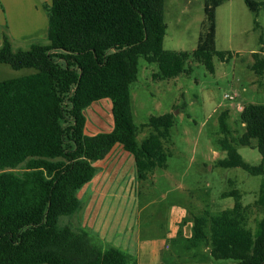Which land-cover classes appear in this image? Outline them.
I'll return each mask as SVG.
<instances>
[{
  "label": "trees",
  "instance_id": "trees-1",
  "mask_svg": "<svg viewBox=\"0 0 264 264\" xmlns=\"http://www.w3.org/2000/svg\"><path fill=\"white\" fill-rule=\"evenodd\" d=\"M164 1L51 0L45 7L48 44L14 51L3 36L0 64L35 72L0 82V264L128 263L120 250L93 245L71 218L82 208L77 192L95 176L94 164L115 146L133 157L138 180L155 166H165L162 139L172 115L151 116L141 127L154 133L140 144L136 140L130 85L138 60L156 64L153 79L164 80L189 73V60L212 72L213 56L226 59L215 48V17L227 0H204L205 19L191 53L163 49ZM243 1L257 11L258 3ZM252 56L251 69L259 75L264 60ZM104 99L111 104L112 129L86 136L83 112ZM226 117L223 112L219 118L216 139L226 157L217 165L264 175V105L241 109L244 131L235 138ZM236 146L257 149L261 163L245 162ZM21 167L25 172L15 174ZM223 196L234 198L232 208L194 217L190 237L179 231L177 241L192 259L201 255L205 261L264 264V194L255 202L262 216L254 230L248 226L250 206L241 203L240 193L230 190Z\"/></svg>",
  "mask_w": 264,
  "mask_h": 264
},
{
  "label": "rangeland",
  "instance_id": "rangeland-1",
  "mask_svg": "<svg viewBox=\"0 0 264 264\" xmlns=\"http://www.w3.org/2000/svg\"><path fill=\"white\" fill-rule=\"evenodd\" d=\"M252 1L259 4L256 12L250 10L243 0H227L216 9L215 48L226 54V59L221 61L213 56L212 72L202 63L189 60L186 64L189 73L155 80L156 64H149L143 58L138 60L137 78L130 85L137 143L154 133L151 128L141 127L151 116L172 115V126L167 138L162 139L165 166L146 171L145 177L136 180L134 186L137 198L133 194V207L139 211L137 223L143 237L164 238L162 226L169 224L170 218L178 214L182 217L179 231L183 234L182 230H189L191 234L194 217L205 211L218 214L232 208L234 198L223 196L230 190H237L241 203L250 206L248 226L252 230L262 216V209L255 202L264 194V175L252 176L240 168H220L217 162L226 154L216 144L220 136L219 118L223 112L227 116L225 121L229 132L235 138L244 131L240 123L241 109L249 104L264 105V69L259 75L251 69L255 62L253 53L264 60V0ZM204 19V0H165L163 49L191 53L196 48ZM35 43L48 44L46 39ZM30 46L14 43L12 49L24 51ZM34 72L33 69L14 70L7 64H0V82ZM83 114L86 136L111 131L109 100L94 102ZM236 149L248 164L256 166L261 163L257 149L245 146H236ZM128 159L134 162L129 153L116 147L105 160L94 164L96 174L111 171L115 165L114 171L118 167L122 174L135 172L137 178L135 163L134 171ZM23 172L24 167L14 171L19 175ZM79 217L73 218L75 225L79 223ZM187 224H190L189 229ZM179 244L176 261L170 262L169 253V259L163 264L230 263L227 260L205 261L201 255L184 263L183 260L192 259V252L185 251L182 243ZM202 253L207 254V250L203 249Z\"/></svg>",
  "mask_w": 264,
  "mask_h": 264
},
{
  "label": "crops",
  "instance_id": "crops-1",
  "mask_svg": "<svg viewBox=\"0 0 264 264\" xmlns=\"http://www.w3.org/2000/svg\"><path fill=\"white\" fill-rule=\"evenodd\" d=\"M50 4L51 0H0V45L4 35L11 45H30L45 40L48 26L45 7ZM127 161L135 171L134 162ZM112 170L97 173L77 192L82 208L71 218L73 225L86 232L93 245L102 249L113 247L125 253L127 264H163L169 259V253L170 262H175L180 247L177 234L182 217L173 215L170 223L162 226L164 238L143 237L137 223L139 211L133 207V194L137 198L134 188L138 180L136 174H122L118 167ZM77 215L80 216L79 223L75 225L73 218ZM187 225L189 229L190 224ZM182 232L183 238L191 235L189 230ZM183 261L190 263L193 259Z\"/></svg>",
  "mask_w": 264,
  "mask_h": 264
},
{
  "label": "built area",
  "instance_id": "built-area-1",
  "mask_svg": "<svg viewBox=\"0 0 264 264\" xmlns=\"http://www.w3.org/2000/svg\"><path fill=\"white\" fill-rule=\"evenodd\" d=\"M230 99H231V97H230Z\"/></svg>",
  "mask_w": 264,
  "mask_h": 264
}]
</instances>
